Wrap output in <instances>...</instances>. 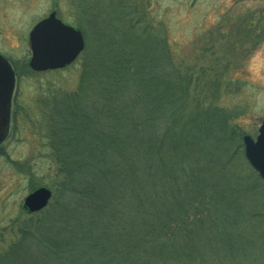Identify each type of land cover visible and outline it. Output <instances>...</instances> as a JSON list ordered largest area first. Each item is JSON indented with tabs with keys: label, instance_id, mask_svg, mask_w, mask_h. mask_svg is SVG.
Here are the masks:
<instances>
[{
	"label": "trees",
	"instance_id": "16d2710c",
	"mask_svg": "<svg viewBox=\"0 0 264 264\" xmlns=\"http://www.w3.org/2000/svg\"><path fill=\"white\" fill-rule=\"evenodd\" d=\"M105 2L76 87L25 108L52 198L0 224V264H264V182L217 104L223 66Z\"/></svg>",
	"mask_w": 264,
	"mask_h": 264
},
{
	"label": "rangeland",
	"instance_id": "374dc122",
	"mask_svg": "<svg viewBox=\"0 0 264 264\" xmlns=\"http://www.w3.org/2000/svg\"><path fill=\"white\" fill-rule=\"evenodd\" d=\"M104 1L117 9L107 13L108 20L120 19L121 5L128 15L151 19L154 30L159 29L168 44L181 50L187 63L196 56L197 66L222 65V83L228 87L219 88L217 104L234 118L231 124L239 137L257 135L264 118V0H0V56L12 66L13 100L19 105L15 107L18 131L13 130L11 118L12 131L0 150L1 225L21 216L22 201L32 186L45 187L48 182L40 163L39 136L27 124L25 108L37 111L42 107L38 101L49 96L48 87L74 89L80 74L77 61L57 71L31 70L28 32L54 11L57 19L80 30L87 40L92 37L90 22L98 27L92 13L99 15ZM210 41L216 44L212 54L202 52L203 44ZM241 151L247 162L243 144Z\"/></svg>",
	"mask_w": 264,
	"mask_h": 264
},
{
	"label": "water",
	"instance_id": "95a60500",
	"mask_svg": "<svg viewBox=\"0 0 264 264\" xmlns=\"http://www.w3.org/2000/svg\"><path fill=\"white\" fill-rule=\"evenodd\" d=\"M27 41L30 50L28 67L35 72L62 69L70 65L84 48L82 33L57 19L54 11L29 30ZM12 72L10 64L0 56V143L8 130L15 83ZM256 133L254 139L244 135L241 144L247 164L264 181V118ZM51 197L52 192L48 188L38 187L26 195L22 209L26 212H38L47 206Z\"/></svg>",
	"mask_w": 264,
	"mask_h": 264
},
{
	"label": "flooded vegetation",
	"instance_id": "af4514ba",
	"mask_svg": "<svg viewBox=\"0 0 264 264\" xmlns=\"http://www.w3.org/2000/svg\"><path fill=\"white\" fill-rule=\"evenodd\" d=\"M8 63H9V61H8ZM10 120H11V117H10Z\"/></svg>",
	"mask_w": 264,
	"mask_h": 264
}]
</instances>
